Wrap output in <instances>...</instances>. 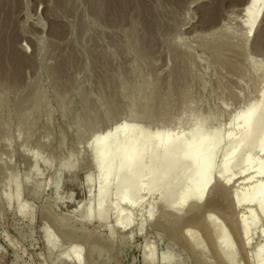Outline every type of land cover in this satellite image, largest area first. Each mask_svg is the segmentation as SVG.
I'll list each match as a JSON object with an SVG mask.
<instances>
[{
    "label": "rangeland",
    "instance_id": "1",
    "mask_svg": "<svg viewBox=\"0 0 264 264\" xmlns=\"http://www.w3.org/2000/svg\"><path fill=\"white\" fill-rule=\"evenodd\" d=\"M146 1L159 13V45L155 52L146 50L140 42V4L131 7L135 10H127L126 15L131 16L128 22L112 26L87 0H67L69 7L59 5L58 0H0V23L8 25L10 35L17 36L15 48L19 56L31 61L23 69L22 82L16 84L0 77V95L9 101L8 105L5 99L0 101V195L2 190L7 191L0 199V264H226L216 252L220 246L236 254V264H258L261 259L264 222L257 211L256 198L235 203L231 197L240 187L248 188L243 186L246 183L264 182V178L252 176L253 171L235 176L225 187L224 179L208 176L206 196L195 204L193 213L186 210L194 205L193 199L178 214L156 196L143 195L142 203L134 208L121 204L130 214L121 226H116L115 210L108 214L107 221L84 218V212L95 208L102 199L96 190L106 169L93 170L89 145L98 130L116 125L123 117V125L139 124L135 133L148 129L166 132L183 120L189 130L198 112L204 116L201 131H206L212 119L216 118L212 123L215 126L225 119L247 115L249 106L258 102L264 91V57L262 51L253 47L255 37L264 35V17L249 42L234 33L235 20L240 19V9L247 0H184L182 4L178 0ZM213 15L215 19L210 18ZM71 55L77 60L70 62ZM61 64L67 67L65 71L58 70ZM56 70L63 71L60 74ZM134 101L135 107L129 109ZM108 107L118 109L117 115L111 113L115 117L111 116L106 126L99 116L109 111ZM15 111L25 116L20 117ZM94 119L103 127L87 136L83 128ZM2 121L6 126L11 123L12 129L4 127ZM220 150L214 167L222 161ZM33 155L39 159H35L37 164ZM259 158L256 154L253 161ZM13 173L18 179L15 184L19 182L22 189L20 205L27 208L24 215L19 205L9 204L14 196ZM87 174L91 175L89 183L85 182ZM230 174L233 173L225 170L226 176ZM117 175L118 172L115 178ZM163 186L167 188L171 182L166 179ZM173 195L178 198L182 192L176 188ZM115 196L116 187L112 184L108 192L112 204ZM206 208L215 218L211 227L208 222H201V217L203 227L191 225L193 219L203 217ZM250 210L258 225L244 237L237 220L250 222ZM195 212L199 215L192 218ZM187 228L192 237L186 236L187 232L183 234ZM214 230L217 233L212 235ZM191 232L199 236L194 234V242ZM191 242L195 245L193 250L189 247ZM150 243L155 262H151L146 250ZM65 252L69 257H63ZM76 254L79 262L75 261ZM227 255L230 253L224 256Z\"/></svg>",
    "mask_w": 264,
    "mask_h": 264
},
{
    "label": "bare ground",
    "instance_id": "2",
    "mask_svg": "<svg viewBox=\"0 0 264 264\" xmlns=\"http://www.w3.org/2000/svg\"><path fill=\"white\" fill-rule=\"evenodd\" d=\"M87 1L90 3V5H92L93 10L99 12L100 15L103 16V19L109 25L112 24V26L113 25H121V24L128 22L129 19L131 18V16L129 18L128 17L129 15L128 16L126 15L129 13V12L126 13L127 10L128 9L130 10L131 7L134 5L139 7V4H140L142 7L141 8L142 11L140 13H141L142 25H143L141 28L142 29L141 34L139 36V38L141 40L140 42L142 43V46L147 48L146 50H149V51L152 50L155 52V50H154V49H156L155 46L158 47L157 45H159L158 44V33H157V28H158V24H159V20L157 18H158L159 13L155 9H152L151 5L148 4L149 2H147L146 0H87ZM169 1H171V0H169ZM183 1L184 0H178L177 2L179 4H182ZM172 2H173V0H172ZM59 3L66 6V7L68 6L67 0H58V4ZM174 5H175V3H174ZM178 6H180V5H178ZM176 8H178L177 5H176ZM174 9H175V7H174ZM133 10H135V9H133ZM240 11H241V13L239 14L241 16V17L239 16L240 21L237 20L238 19V17H237V19L235 20V22H236L235 29L236 30L234 31V33H235L236 37H239L241 40L249 42L250 38L252 37V35L255 34L258 26L260 25L261 21L263 20V17H264V0H247L246 3L240 9ZM9 15H10V13H9ZM210 18L215 19V16L213 15ZM208 19L209 18H207V21H208ZM80 22H82V21H80ZM7 26L8 25H6L3 22L0 23V77H2V79L4 78L6 81L12 80L13 82H15L17 84L18 82L23 81L22 80L24 78V77L22 78V75L24 74L23 69L27 64L30 65L31 61L23 58L22 56H21L22 58L19 56L20 52H17V49L15 48V46L17 45L16 44L17 41H16L15 37H17V36L16 35L13 36L14 34L10 35L9 34L10 32H8ZM57 30H58V32H60L59 29H57ZM63 30L65 31V29H63ZM165 30H166V28H165ZM62 32L63 31H61L60 33H62ZM57 35H59V33ZM115 39H116V37H115ZM253 44H254V46H253L254 49H256L257 52L262 51L261 54L264 57V49L262 47V45L264 44V35L261 34L258 37H255ZM149 51H147V52L150 53ZM144 52H145V50H144ZM68 55L70 56V54H68ZM104 57H105V55H104ZM66 59H68V58H66ZM75 59H76L75 56H72V57H70L69 60H70V62H72V61H75ZM66 61L64 63H66ZM32 63H33V60H32ZM66 65H67V63H66ZM71 65H72V63L69 66H71ZM74 65H75V63H74ZM65 67H66L65 64H63V65L61 64L60 68L58 67V70L63 69L65 71L67 68V67L66 68ZM183 70L184 69H182V71ZM62 71L60 70V72H62ZM57 72L60 73L59 71H57ZM132 73H133V71H132ZM16 90H18V89H16ZM108 91H109V88H108ZM141 91L142 90L139 89V92H141ZM11 92H13V90ZM109 93H110V91H109ZM112 95L109 98L112 99ZM118 97H120V96H118ZM5 98L1 97V95H0V101H1V99L3 100ZM5 100L7 101V102L5 101L6 104L9 103V101L7 99H5ZM104 100H105V98H104ZM104 100H102V101H104ZM116 101H117V99H116ZM119 101L120 100H118L116 103L120 104ZM146 101H147L146 105H148L150 103V99L147 98ZM5 102H2V103H5ZM110 102L111 101H109L107 103H110ZM121 102H122V99H121ZM19 103H20V99H19L18 104ZM104 103H103V105H104ZM135 104H136V101L131 103L129 109H133L135 107ZM7 105H4V106H7ZM100 105H102V104H100ZM120 105H122V104H120ZM111 106L112 105L110 104V107ZM100 107H102V106H100ZM147 107L148 106H146V108ZM1 108H3V107L1 106ZM20 109L22 110L23 108H20ZM88 109L92 110L91 107ZM104 109H105V106H104ZM108 109H109V111H105V112L103 111L104 114L106 113V115L102 114L105 117H103L102 115H101L102 117H100L96 112L97 109L95 110V108H94V111L96 112V113L94 112L95 115L97 114L99 116V118L102 119V121H105L104 125H106V126L108 125L107 123H110L109 121L112 120L111 116L115 117V115H117V109L118 108L117 109L116 108L110 109L108 107ZM25 110H27V109H25ZM98 110H99V108H98ZM2 111L3 110H1V112ZM6 111L9 114V111L7 110V108H6ZM16 111H15V114H16ZM7 112H6V114H7ZM26 112H28V111H26ZM26 112H21V113L26 114ZM72 112L73 111L70 110L69 113H72ZM74 112H75V110H74ZM98 113L100 114L102 112L99 111ZM111 113H114L115 115H112ZM1 114L3 115V113H1ZM8 114L6 116L7 118H5V119H8V117L10 115V114L9 115ZM13 114H11V115H13ZM73 114L74 113H72V116L74 117ZM18 116H20V115L18 114ZM24 116L21 115L20 117H24ZM98 116H96V117L99 120ZM195 116L196 117L194 119V125L191 127V129L189 128V130H187L188 124H186L185 123L186 121L183 120V121L177 122L176 125L174 124L175 126L173 125L174 127L172 129L170 128L171 130H168L166 132H164V131L163 132L162 131H153L151 129H148L145 131V133H142V132L141 133H135V132H138L137 128H138L139 124H137V125L136 124H134V125H126V124L123 125V122L126 119L125 117L121 118L116 123V125L115 124L113 125V123L108 125L110 127L104 131H101L102 129L98 130L100 127H103V125L101 124L102 126L99 127L98 122L95 121V119L93 120L92 123H88V124L86 123L87 125L83 129H85L84 131L88 133L87 136L90 133L96 132L98 130L96 132L97 134L92 139H90V141H89L90 149L93 152V155L91 158V163H92V166L94 168L93 170H95L96 172H102L103 169H106V171L102 177L101 182L97 186V190H96V192L99 193V195L102 197V199L100 201H98L97 203H95V205H94L95 208L90 207L84 212V214H85L84 218L86 220H91L93 218H97L100 221H107L108 220V214H110L111 211L115 210L116 215H117V217L115 219L116 226H121L125 222L127 223V221L130 219V214L121 208V204L125 203L126 205H129L131 208H134L137 205H140L142 203L143 195L144 196H146V195L156 196L158 199H160L162 201V203L165 207L172 209V211H175L178 214L182 213L185 210V207L187 206L188 202L193 199V200H195L194 205H191L192 206V207L190 206L191 208L186 209L188 211L187 213H193L194 211H196L194 209V207H196V205L198 203H200L204 199V197L206 196V192H207L208 186H209L208 180H209L211 174L216 175L220 179L221 178L224 179L223 180L224 181L223 186L224 185L228 186V184L232 181L233 178H235V176L242 175V174L244 175V173H246L248 171H253V174H251V175L252 176L256 175V176H254L255 178L257 176H258L257 178H260V177L264 178V162H263L264 161V91L259 96L258 102L253 103L249 106V112L247 113V115L240 116L237 119L236 118H230L228 120L225 119L224 122H219L215 125V126L218 125L217 127H219V129L217 127L215 128L214 124H212L216 121V118H215V119H212L210 121L211 126L209 125L210 127H208V129L206 131H201V128L204 125V116L198 112L195 113ZM27 117H29V116H27ZM68 118H69V116H68ZM25 119H28V118H25ZM5 121H7V120H5ZM5 121H2V122L5 123ZM10 121H7V122L9 123ZM102 121L100 120V123H103ZM10 124L8 126H10ZM6 125L7 124L5 123L4 127H8ZM0 128L3 129L2 126ZM10 128L12 129L11 126H10ZM161 129H159V130H161ZM6 130H7V128H5V131ZM10 131L11 130H9V132ZM79 133H81V135H83L81 130L79 131ZM69 134H70V132H69ZM5 135H7V134L5 133ZM76 139H78V138H76ZM43 142H45V141H43ZM59 144H61V143H59ZM220 149H222V161L218 165V167H214L213 166L214 161L216 160L218 153L221 151ZM33 153H34V151H33ZM219 154L221 155V153H219ZM256 154L258 156H260V158L258 160H256V162H254L253 157ZM32 158L34 159V155L32 156ZM36 158H37V156H36ZM31 159H30V161H31ZM51 160H52V158L51 159L49 158V161H51ZM36 164H37V161H36ZM30 165H31V162H30ZM32 165H34V163ZM74 167H73V169H74ZM32 169H35V168H32ZM32 169H30V170L32 171ZM225 170L226 171L229 170L233 174L226 176ZM116 172H118V175L115 178ZM17 176H18V173H17ZM185 176H187V178ZM208 176H209V178H208ZM225 176H226V178H224ZM12 177L15 179L14 183H13L14 196L10 199L9 204L19 205V208H20L21 212L23 213V215L27 214V211H26L27 208H25L26 206L24 207L23 205H20V202H19L20 195H21L20 191L22 189L20 190L21 186H19V184H18L19 182H17L15 184L16 180H18L15 176V173L12 174ZM244 178H248V177H244ZM166 179H168L171 182V186H166L167 188H164L163 181ZM245 180L246 179H244L243 181H245ZM90 181H91V175L87 174L85 177V182L89 183ZM112 184L116 187V196L113 199L114 204H112L111 200L108 199V192H109ZM246 185L248 186V188L240 187L237 191L236 190L234 191V194L231 195L232 201L235 203H240V202L249 201L250 197L256 198V202H255L256 208H257V211L259 213H261V215H262L261 218H263L262 220L264 222V182L259 183V184H249V183L247 184L246 183L243 186H246ZM85 187H87V186H85ZM176 188H179V190H181V192H182L181 197L174 198L173 192ZM6 192L7 191L2 190L1 195H0V199H1V197L4 198L6 196ZM207 209L208 208H206V211L204 210L203 217L204 216L205 217L203 218L201 215L198 216L197 218L193 219L192 222L190 221L192 223L191 225H194V226L200 225V227L201 226L203 227L204 224H202L201 222H204V221L208 222V226L210 225V223H213L215 218L212 216V214H210V212H209L210 210L207 211ZM192 215H194L192 217V218H194L199 214H197L195 212ZM30 217H32V215H30ZM200 217L203 219V221H201V222L199 221ZM236 218L238 219V217H236ZM247 219L250 222H248V223L244 222L243 218H240L237 220V222L240 225V227H239L240 233L244 237H248L251 234L252 230L255 229L256 226L258 225L257 217H256L254 211L250 210L248 212V218ZM183 220H184V222L186 221L185 219H183ZM57 221L59 222L60 220H57ZM209 227H211V225ZM186 232L188 235H186ZM188 232H190L189 228L184 229L183 234H185L186 236L189 237L190 233H188ZM193 232H191L192 235L195 236L194 238H192L193 240L191 238L186 237V236H185V238H187L188 240L190 239L194 242V241H196V239H195L196 235H194V234H197V233L195 232L193 234ZM211 233H212V235H215L217 232L214 230ZM190 237H192L191 234H190ZM197 237H199L198 234H197ZM183 240H185V239L183 238ZM224 241L227 242L228 237H225ZM193 242H191L192 244L189 245V247L191 246V248H192L193 246H195L193 244ZM55 244L56 243L54 241L52 243V246L54 247ZM195 244H197V243L195 242ZM151 245H152V243L148 244L146 246V250L149 251V256H150L151 262H155L156 259L153 257V252H152L154 247ZM199 247H202V246L199 245ZM199 247L196 246V248L195 247L194 248L197 249ZM78 248L79 247H77V249ZM77 249H76V252H77ZM199 249L201 251V248H199ZM71 250L73 253L74 248L72 247ZM191 250H193V248ZM259 250L261 251V259L258 261V264H264V241L262 242L261 246L259 247ZM216 252L221 257L223 256L222 257L223 260L221 259L222 260L221 262H224L226 264H236V254L234 252H232V250H230L226 246L217 247ZM226 253L227 254L230 253V255L224 256V255H226ZM63 257L64 258L69 257V253L65 252ZM163 258L165 259V256ZM75 261L76 262L80 261V256L78 254H76Z\"/></svg>",
    "mask_w": 264,
    "mask_h": 264
}]
</instances>
